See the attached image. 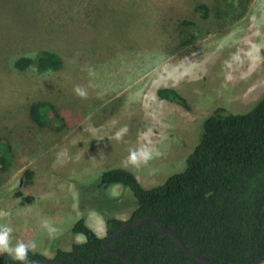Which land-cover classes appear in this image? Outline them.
I'll use <instances>...</instances> for the list:
<instances>
[{
	"label": "rangeland",
	"instance_id": "rangeland-1",
	"mask_svg": "<svg viewBox=\"0 0 264 264\" xmlns=\"http://www.w3.org/2000/svg\"><path fill=\"white\" fill-rule=\"evenodd\" d=\"M221 2L0 0V142L11 147L0 226L12 228L11 248L34 242L52 258L56 247L84 240L70 232L80 217L102 223L105 236L96 208L127 220L133 195L122 185L93 187L104 170L124 167L144 187L160 184L184 168L215 108L243 113L264 95V0H246L233 21L237 10ZM42 50L61 58L56 72L14 65ZM159 87L177 89L189 109L158 97ZM37 101L52 106L45 126L30 115ZM133 151L137 165L128 163ZM26 205L37 210L31 222Z\"/></svg>",
	"mask_w": 264,
	"mask_h": 264
},
{
	"label": "trees",
	"instance_id": "trees-1",
	"mask_svg": "<svg viewBox=\"0 0 264 264\" xmlns=\"http://www.w3.org/2000/svg\"><path fill=\"white\" fill-rule=\"evenodd\" d=\"M221 1L237 10L232 21L246 11V0ZM199 8L201 17L206 18V7ZM32 64L48 74L56 72L62 61L57 53L42 50L35 58L22 56L14 62L19 69ZM157 95L189 109L186 98L175 88L159 87ZM46 109H52L46 101L31 106V118L41 126L51 121L45 117ZM10 159V145L0 142V172L9 168ZM113 185L127 187L133 195L128 202V206L133 205L129 218L122 220L96 208L104 217L105 236L100 237L80 217L70 232L83 235L84 240L72 242L68 250L56 248L53 260L65 264H128L108 252L103 239L126 221L153 217L212 264H252L264 256V95L243 113L215 108L203 119L198 141L187 155L184 168L162 183L144 187L128 169L113 167L104 170L93 187L106 190ZM116 202L109 199L110 205ZM109 246L133 264H205L182 250L153 222L128 228L109 241ZM42 257L38 252H28V260ZM20 263L7 252H0V264Z\"/></svg>",
	"mask_w": 264,
	"mask_h": 264
},
{
	"label": "water",
	"instance_id": "water-1",
	"mask_svg": "<svg viewBox=\"0 0 264 264\" xmlns=\"http://www.w3.org/2000/svg\"><path fill=\"white\" fill-rule=\"evenodd\" d=\"M144 222H153V223L157 224L165 234L170 235L171 237H173V239L178 243V245L181 247V249L184 250L187 254H189L190 256L202 261L205 264H212L209 261V259H207L204 255H202L200 253H197V252L191 250L190 248H188L183 243L182 239L179 237V235L175 231H173L170 228L162 225L159 221H157V219H155L153 217H141V218H138V219L126 221L117 231L113 232L110 235H107L103 239L102 244H103L104 248L108 252H110V253L122 258L126 263L133 264L130 260L125 258L119 252L113 250L109 246V241H111L114 238H116L117 236H119L122 232H124L128 228L137 226V225L142 224ZM28 261H29V264H65L63 262L55 261L52 258H47V257H42V258H38V259H32V260H28ZM252 264H264V256L258 257Z\"/></svg>",
	"mask_w": 264,
	"mask_h": 264
},
{
	"label": "clouds",
	"instance_id": "clouds-1",
	"mask_svg": "<svg viewBox=\"0 0 264 264\" xmlns=\"http://www.w3.org/2000/svg\"><path fill=\"white\" fill-rule=\"evenodd\" d=\"M75 94L80 98H86L87 92L80 86H77L75 89ZM117 139H120V133H117ZM144 155V159L147 160V154L142 153ZM128 163L132 165H137L138 161V154L133 151L130 153L128 157ZM12 233V228L8 226H0V252H7L13 259L20 261L21 264H29L28 261V252L30 250H35L36 245L35 243L25 244L23 242H18L15 248L10 247V235Z\"/></svg>",
	"mask_w": 264,
	"mask_h": 264
},
{
	"label": "crops",
	"instance_id": "crops-1",
	"mask_svg": "<svg viewBox=\"0 0 264 264\" xmlns=\"http://www.w3.org/2000/svg\"><path fill=\"white\" fill-rule=\"evenodd\" d=\"M34 193V195L35 196H37L38 195V192H33ZM25 213H27L28 214V211L29 210H32V211H30V214H29V221L31 222V218H32V216L33 215H35L36 213H37V210L36 209H28V205H26V207H25V209H22ZM36 211V212H35ZM35 212V213H34ZM86 222H87V224L100 236V237H102L101 236V234H102V231H104V227H103V224L102 223H99V224H97L96 226H93L92 224H91V222H90V220L89 219H87L86 220ZM75 223V221H72L71 223H70V226H72L73 224ZM72 224V225H71ZM65 232V231H64ZM63 233V232H62ZM61 233V236H63V234H65V233H63L62 234ZM59 233L57 234V236H56V239H58L59 238ZM83 241V240H82ZM56 248H58V247H56ZM55 248V249H56ZM55 249H54V251H55ZM62 249H65V248H62ZM69 249V248H68ZM68 249H65V250H68Z\"/></svg>",
	"mask_w": 264,
	"mask_h": 264
}]
</instances>
